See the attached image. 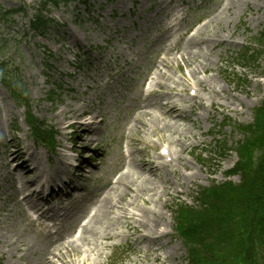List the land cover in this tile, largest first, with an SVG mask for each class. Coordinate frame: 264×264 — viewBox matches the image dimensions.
I'll return each instance as SVG.
<instances>
[{"label": "rangeland", "instance_id": "374dc122", "mask_svg": "<svg viewBox=\"0 0 264 264\" xmlns=\"http://www.w3.org/2000/svg\"><path fill=\"white\" fill-rule=\"evenodd\" d=\"M139 1L144 4V7L143 9H140L142 4L138 3V6L134 7L135 13L131 17L128 16L126 8H123V4L126 6V3H128L127 0H108L106 2L105 0H88V2H86L87 6L93 5V12L91 13V19H89V22L92 25L93 22L95 23L98 28L95 32H99L100 28L104 30L102 24H106V28L112 35V43L106 41L100 34L96 35L91 33L88 28H84V30L79 28V21L86 19L83 2L73 1L67 6H62L63 8L50 9L47 12V17L54 19L59 28H61L62 25H66V32L69 30L75 31L72 32L75 38L79 39L80 37L85 36L84 38L89 39L88 45L89 47L92 45V51L80 58V68L85 67V69H87L90 66V62L95 60L97 54L102 53L103 50L108 51L112 48L113 59H110L106 55L103 56L107 60V70L111 65L113 66L112 71L109 73L112 74V81H116V84L114 87L104 91L105 99L103 102L106 103L107 106H102L104 111H110L109 107H112V110L109 114L97 116L102 122L91 130V138L94 141L98 140L95 141L97 145L96 151H86V153L83 149H79V153L82 156H85L80 158L84 170L90 172L92 168H97L95 175L84 182L87 190L93 189L94 191L96 188L101 187V190L97 192V194H99L106 187L110 177H112L114 182L121 173L126 171H128L129 174H126L128 176L126 177L125 182H133L132 184H134L136 188L139 187L140 184L147 185L148 183L145 180H149L151 183L152 178L147 177L138 164L131 162L127 165L128 153L130 152L132 161H136L140 156L138 155L139 150L144 148V145H146L147 158L154 160L155 157L160 155V149L162 147H167V144L169 145L168 142H170L172 152L175 153L174 156H179L181 161L186 164L184 171L180 164L174 162V170L176 171L177 176L180 175L179 177L189 173L190 169H195V172L197 173L195 177L196 180L191 183L187 180H183L181 189L176 186L174 176L164 170L163 172L165 173L167 184L172 188L170 191L171 196L161 198L162 202L166 200V207L163 208L162 205L155 203L152 204L148 201H146L148 204H145L146 208H153L157 217L164 215L166 222L162 226V229L165 228V232H167V235L160 239L159 242L151 243L150 241H146V245L158 248L162 242L165 243L168 241L167 245L163 246V251L164 249L169 250L172 247L174 250L173 258L169 259V262L166 264H183L182 260L185 257V249L174 232V218L172 213L175 211V205H193L192 197L193 192L196 189L200 187H208L211 185L212 181L217 183L224 181L225 172L235 163L236 156L234 154L228 155L225 160H221L215 155H210L213 150L212 135H220L223 140L225 139V141H223L225 148L232 149L235 143L239 140V137L228 127L225 129L220 128L221 123L224 122L223 119L229 117V119H233L240 123H250L252 121V109L258 105L260 99L264 95V77L261 78L264 76V58H260L257 63V68L246 67V69H241L239 67L241 62L235 54L245 46H252V37L260 31L262 26H264V0H246L248 4L246 9L244 7L245 0H233V14L228 16L229 23L225 25L226 20H223L220 25H213L209 29L211 33H215L217 36L226 37L231 41L228 46H220L223 50H221L219 60L216 55L210 58L211 71L208 74L215 77L214 85L217 87L216 89L222 91L217 97H213V101L218 105H213V108L211 109L208 108L209 98L207 99V97H205L206 99H204L203 104L206 109L195 107L187 117L188 119L186 118V120H183L182 118L176 124H173L176 120L168 119L172 118L168 115L166 116V119L164 116H160V114L155 111L152 104L149 103L146 111L154 112L159 115L160 120L155 121V127H152L154 122L150 121L148 125L149 128L147 127L145 129L141 128L140 123L133 119L136 113H138L136 117H139L140 115V110H138V106L134 103L133 97L138 94L137 88L139 90L142 80L141 77L144 75V70H146V67L148 66V62L142 59V51L147 47L150 48L153 46V43L149 42L150 36L153 35L154 37L159 38L160 35L162 38L163 34L162 32L159 33L160 29L154 27L155 22L150 23L145 20L147 17H150L151 20L158 18L159 15H157L156 6L153 5V9L145 11V8L148 9L147 6L152 5L154 2L152 0ZM189 1L194 3L192 5L196 6V0H188V2ZM222 1L223 0H205L207 4L202 10L197 9L188 12L189 19H192V21L195 22L197 18L212 16L220 9ZM24 4L25 6H21V9H24L26 16H23L30 19L37 8L38 0H26ZM0 5L4 10L13 8L17 9L19 6L18 3H15V0H0ZM240 9L242 11L236 16V11ZM111 12H113V18L109 17ZM138 15L142 18L138 19ZM76 16L79 20L76 19ZM121 19L123 21H121ZM239 20L244 21L245 26H241ZM85 21H87V19ZM25 22V19L16 17L15 23L10 25L6 30V39L11 42H18L19 49L23 55V59H21L18 49L13 46L6 57L8 61L7 65L11 67V69L14 67L19 68L18 74H20L23 84L26 86V94L30 95L31 98H36L38 100L37 105H31L30 110L33 115L46 123L48 127L58 130L59 133H61V126L59 125L63 123L61 117L57 115L53 118V121L50 118L53 114L63 108V103L68 101L69 97H67V100L62 104L58 105L54 103V106H51L45 98L47 91L51 86H45L43 84L44 80L40 76L35 77V75H41L42 67L40 58L45 54L44 49L49 47L54 51H61L63 54L64 47L54 44V34L45 40H40L33 37V34L27 30L25 32H20L18 38H16L17 35H15V32L19 31L20 27L24 25ZM142 35H144V37H142ZM67 36V45H72L69 40L70 38L72 39V37L69 34H67ZM131 36L133 37L130 39ZM96 46L99 47L96 48ZM84 49L85 47L83 46L81 51L84 52ZM85 52H88V49ZM243 65L245 66V64ZM217 68L222 70V76L225 79L224 82L220 77L215 75ZM151 69L152 68L147 69V72ZM82 71L83 70L81 69L80 72ZM181 72L182 74H186L184 69ZM81 75L82 74L77 72L74 79H67L64 76H60L57 78V81L65 87H67L66 84H68L73 89H83L78 87L76 83V78H80ZM174 77L177 81L179 80L178 73L174 74ZM184 77L190 84L194 85L192 82L198 78L202 79L203 75L199 74L195 79H188L186 76ZM111 78H108L109 82H111ZM131 80L137 82L136 86L130 83ZM241 81H245L248 84L239 85ZM180 82L183 83V81ZM171 85L176 87L177 90L181 89L174 84ZM127 86H129L128 89ZM123 91L127 92V97L121 100V93ZM228 95L237 97L239 102L235 100L231 101ZM61 96L63 97V94ZM2 99L4 106H9L13 114H18L16 121L19 129L26 131L27 128L23 122L24 112L19 109L12 102L6 92L0 88V103ZM113 102L116 105H113ZM188 104L189 100L186 105ZM129 105L130 108H128ZM49 109H53V112L48 111ZM0 114L3 115V110L0 111ZM146 120L147 118L145 121ZM192 120L196 121L195 125L189 122ZM163 123L169 124L172 127L163 130L160 126V124ZM177 126H179V128L184 127L189 129L190 134L187 137L189 138V143L192 144L191 147H186L184 149L182 145H180L181 142L179 140H182V135ZM152 131H154V134L151 133ZM23 133L24 132H21L16 135L18 141L22 144H24L22 140ZM66 133H68V135L64 134L58 137V141L63 145L66 144L65 141H67L69 137L70 139L73 137L69 135V133H71L70 130ZM191 135L195 136L194 139L191 138ZM160 137L162 138L161 140L159 139ZM74 139L75 138H72L73 142ZM75 142L73 146H76ZM24 145L30 146V143H25ZM66 145L71 147L70 143ZM64 161L66 162V160ZM51 167L58 168L56 160L52 159ZM48 168L46 166V169ZM113 174L114 176H112ZM85 175L88 174L85 173ZM134 179H138V182L134 183ZM231 181L238 183V178L234 177ZM173 189L184 191V193L175 195L173 194ZM123 194L124 191L120 188L118 198H112L110 206L114 208L113 212L120 214V207L127 209L128 213L135 212L132 208L127 206L126 202L129 201L134 203V205L142 207L143 200L136 201L134 197L131 199L126 198L121 202L119 198ZM144 198L148 200L149 196H145ZM88 204L90 205V203ZM9 205L13 207V213H15L17 211L15 206L13 204ZM2 215L3 216L0 217V238L2 236L3 239L4 235L7 238V241L12 243L19 241L21 249H15V246L11 247L8 246L6 242H0V264H24L25 262L27 264H32L39 253L38 245L44 244L38 242L37 236L34 235L28 226L25 225L23 220L18 218L17 214H14L13 223L12 219L7 218V221L3 224L1 221L4 214ZM112 216L108 217L106 213H101L98 217L96 226H100V229L107 234H112L117 231L128 237L125 239L120 237L112 241H101L103 244L107 245V247L103 251L104 258L100 259V263L102 261L103 264H158L153 261L152 257L143 258L145 245L135 244L133 239L136 235L133 231L130 230L126 232V230L123 229V220H118ZM11 224H13V226ZM133 225L142 231L137 223H133ZM107 228H109V230H107ZM111 244H117L119 247L111 250L109 248V245ZM23 245L30 248L33 246V251H24ZM22 255L23 257H20ZM73 258L81 260L82 258H86V256L81 254ZM18 260H21V262ZM90 263L91 262H87V264Z\"/></svg>", "mask_w": 264, "mask_h": 264}, {"label": "bare ground", "instance_id": "6f19581e", "mask_svg": "<svg viewBox=\"0 0 264 264\" xmlns=\"http://www.w3.org/2000/svg\"><path fill=\"white\" fill-rule=\"evenodd\" d=\"M222 14H219L217 16V18H214L216 21H219L221 18ZM213 20H209L205 25H203L200 30H204L206 29L208 26H210L211 22ZM168 32V31H167ZM192 40H194L192 38ZM218 39L215 35H207L204 39L201 40V42L208 46L209 48L215 43L217 42ZM229 43V42H228ZM164 51H166L167 53L172 52V48L169 49H164ZM211 55V49L207 50V52L201 50L197 53L192 52L191 50H186V46L183 47L182 49V53H180V57L178 59L172 58V62L175 64V67H177L178 62H181L186 69H188L189 72V76L190 77H195L196 75L200 74V73H205V71L209 68L210 66V60L209 57ZM203 58L204 62H200L197 61L198 58ZM171 70V66H170V62H169V57H165V58H161L160 60L156 61L154 66L152 67L151 71L154 73L156 78H152V83L155 86L154 90L152 91L153 93H158L159 94V98L155 99H148L147 100V94L143 95L141 92H139V90H137V95L133 97V100L135 102V104L138 106L139 110H140V115L139 117H135L134 120L138 121L140 123V127L145 129L148 127L149 122L152 121L154 122L152 127L156 126V120H160L159 119V115L155 114L154 112H150V111H146L148 109V105L149 103L152 104V106L154 107L155 111L159 112L160 116H164L165 119L167 118V115H171V114H175L174 118H168L170 120H176L175 123L176 124L178 121H180L182 119V110L179 107L178 104H176L175 101H171V98L167 95H170V92H161L158 91V89L160 88H165L167 90L171 89V87L167 86L166 84H163L158 80L161 79L164 82H173V78L171 75H167L168 72H170ZM102 78V76L96 75L94 82H98L100 79ZM209 80V81H208ZM208 81V86L206 88V86H204V84ZM214 82V79H209V78H204L203 80L197 79L195 82L196 86H202V91H207L209 94H214V95H218L219 92H217L214 87L212 86ZM177 82H173V84L176 85ZM194 85V86H195ZM188 87H191L189 85H187L186 89L188 90ZM192 89V87L190 88ZM170 91V90H169ZM221 92V91H220ZM185 93V91H184ZM194 99H198V107L200 108H204L203 104H202V97H199V95L197 93H195V95L190 98L191 101H193ZM162 102H165L164 104ZM211 104L213 103L212 100H210ZM163 111H160V110ZM88 116V118L86 119L85 122H80V120L82 119V117L84 116ZM136 115V114H135ZM97 116L98 114L95 113L94 111L87 109V108H83L82 110H73V109H69L68 110V116L65 117L66 120H72L74 121L73 126H75V128L80 130V134L76 135V140L78 143H80L81 145H84L85 147H90L93 145H96L94 140L91 138L92 136V132L91 130L94 129V127L96 126V120H97ZM147 118V120L145 121V119ZM145 121V122H144ZM102 120H100L99 123H101ZM193 124V122H191ZM172 124V123H170ZM161 128L164 129H168L171 128L172 126H170L169 124H160ZM149 128V127H148ZM177 128L180 130V134L182 135V140H179L183 146L185 147H189L192 144L189 143V139L187 138V134H190V131L188 128H184V127H180L177 126ZM152 134H154V131L151 132ZM192 138H194V136H191ZM161 138V137H160ZM180 158H176V163H178V160ZM20 160V159H18ZM35 165L36 167L34 168L36 172L39 171V165L36 161ZM132 162V159H131ZM130 162V163H131ZM137 163H139L140 168L142 170V172L144 174H146L148 177L152 178V182L150 183L149 180H145L148 184H140L139 187H135L134 184H132L133 182H125V179L128 175L126 174H122L118 180L115 182L116 185H119L122 190L124 191V194L122 196H120V201L122 202L124 199H131V198H135L136 201L142 199L144 196H150L152 198H156L155 201H153V203H158L159 202V198L160 197H166L169 196V191L171 190L170 187L168 185L165 186V181L163 179L162 175H159L156 171V168L153 167V164L150 163L149 161L144 160L142 157L139 158L138 160H136ZM26 166L27 163L25 161L21 162L20 164H18L11 172H9L10 178L13 182L16 181L17 179V174H18V170L20 171H25L26 170ZM175 174L176 173H172ZM195 173H190L186 176L183 177V179L181 177H179L175 182L178 188H180V186L182 185V181L183 180H187V181H192L195 177ZM39 178L41 177H46V175H44L43 173H39ZM134 183L138 182L137 180H133ZM156 188H161L160 192L156 191ZM27 187L26 185L22 186L19 189H15L16 194L20 195L23 193L24 190H26ZM42 189V185H40V188L36 189L34 193L36 196H38L40 193H42L43 195V191L41 192ZM176 194L181 193L179 191H173ZM48 195H46L47 197ZM30 195L26 196L25 200L27 201V203H29V207L30 209L34 210L35 212H38L41 210L42 206L35 203V202H29ZM166 203H162L161 205L164 207ZM133 203L130 201L128 203V206H132ZM105 204L102 203L100 204L98 211L96 213V215L94 216L95 221H98V217L101 213H104L105 210ZM122 214L125 215L126 211L125 210H121ZM79 212H75L74 216L78 215ZM136 213L137 214H132L129 216V220H131L132 222H136L138 223L139 227H141L143 229V231H145V235L141 236L140 239L141 240H148L151 243H155V242H159L161 238H163L164 236H166L167 234L164 233V231L160 230V227L162 226V224L165 222L163 221L162 216H156L154 213L144 209V208H137L136 209ZM42 220H45L47 217L46 215H42L39 214L38 215ZM107 230H109V228H107ZM114 230V229H113ZM126 230H134L136 233L137 231L135 230V228L127 226ZM69 235L66 234V236H58L55 241L53 242V246L58 245V247L56 249H50L47 251L46 250L49 249V245H45V248L41 249L35 259V263L32 264H76V262H73V260L71 259L72 255L74 256H78L79 254H82L80 252V249L82 250V252L84 254L87 255V258L90 256H94V259L98 260L101 257V250L104 248L102 247L100 250H98V240L99 239H103V240H112L114 238H117L119 236V234H115L111 237L105 235V231H102L101 233L96 232L94 234H92V237L94 239L90 240L88 238H79V242H80V246H74V242H68L67 241V237ZM4 242H6V244L9 246L16 245V249L21 247L20 246V242L17 241L15 244L11 243L10 241H7V238L4 237ZM164 244H160L158 246L157 249H154L152 247H148L146 249V253L144 258H149L152 257L154 262H159L160 264H165L169 258L172 256V254H170L171 249H169V251H166L163 257V260L160 259L159 256V251L163 248ZM23 250L26 252L32 251V248L23 245ZM90 260L89 258L86 260L88 261ZM24 264H27L26 262ZM82 264H86V263H82ZM94 264H100L99 262H95Z\"/></svg>", "mask_w": 264, "mask_h": 264}, {"label": "trees", "instance_id": "16d2710c", "mask_svg": "<svg viewBox=\"0 0 264 264\" xmlns=\"http://www.w3.org/2000/svg\"><path fill=\"white\" fill-rule=\"evenodd\" d=\"M259 130L260 128L257 127L256 130L248 129V132L253 136L258 134ZM260 139L264 142V130ZM245 160L248 163L254 161L252 152H247ZM240 172L242 183L239 188L243 190L248 188V190L239 191L237 188L228 195L231 190L229 185L230 187L223 188V191L226 192V209L215 208L207 214H189L186 217L188 219H185L184 222L190 228L196 227V232L204 230L203 233L213 223L223 225L229 231L237 225L236 230L241 231V235L234 236L235 250L237 254L244 255L245 260H250L255 255L257 248H264V159L255 162L247 173L241 170ZM247 194L248 197L245 198ZM224 210H226V214H221ZM235 215L238 217V221H233ZM218 238L221 239L222 236Z\"/></svg>", "mask_w": 264, "mask_h": 264}]
</instances>
